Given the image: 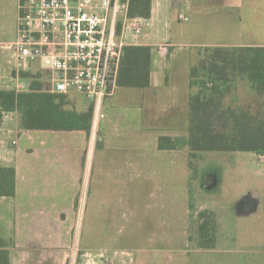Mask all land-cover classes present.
<instances>
[{
    "label": "crops",
    "instance_id": "obj_1",
    "mask_svg": "<svg viewBox=\"0 0 264 264\" xmlns=\"http://www.w3.org/2000/svg\"><path fill=\"white\" fill-rule=\"evenodd\" d=\"M19 1L14 0L17 25ZM180 6L197 21L172 37L164 31L174 24ZM137 18L142 20V34L135 43L130 30L120 32L127 46L151 48L149 86L126 88L116 83L113 96L101 106L105 118L97 127L91 115L74 123L77 130H24L18 113L4 116L0 167L15 169L16 194L0 197V239L10 235L16 213L28 221V233L34 236L45 219L81 214L90 237L130 235L133 248L124 254L129 257H108L113 264H223L222 258L211 257L222 250L219 242L196 246L187 238L176 245V234L190 232V150H161L159 140L188 138L190 70L201 62L204 50L264 47V0H151L150 17ZM195 34L197 42L191 41ZM180 35L184 46L202 49L197 62L192 51L174 49ZM3 60L0 90L28 92L32 75L51 87L54 74L40 64L18 70L13 56ZM26 73L30 76L23 77ZM63 97L73 105L76 118L92 107L81 95ZM83 201L86 207L80 211ZM115 203L122 211L108 209ZM39 245L32 236L25 247L33 250ZM112 247L104 250L113 252Z\"/></svg>",
    "mask_w": 264,
    "mask_h": 264
},
{
    "label": "rangeland",
    "instance_id": "obj_2",
    "mask_svg": "<svg viewBox=\"0 0 264 264\" xmlns=\"http://www.w3.org/2000/svg\"><path fill=\"white\" fill-rule=\"evenodd\" d=\"M181 14L187 16L189 21H179L178 16ZM194 21H197V16L192 17V12L181 6L176 7L174 24L165 29L164 33L173 37L183 27L194 25ZM16 29L14 0H0V65L3 59V62H8L12 56V52L4 46L15 39ZM191 41H199V35L195 34ZM176 42L174 49L180 52L192 51V60L197 62V55L202 49L184 46L186 41L181 39V35ZM238 82V88L232 90L229 100L237 97V105L247 106L254 100L249 84L241 78ZM43 87L45 92L51 94L49 85ZM59 102L65 111L71 113L73 105L70 106V101L62 97ZM189 203L190 232L176 234V245L187 238L194 240L196 246L219 242L222 250L217 252L218 256L212 254L211 257L222 258L220 260H224L223 264H247V261L249 264H264V156L237 152L199 153L192 157ZM116 204L110 205L108 209L122 211L118 206L115 207ZM129 205L132 209V204ZM85 207L83 201L79 202L77 208L83 211ZM86 221L81 214L72 218L64 214L58 219H45L34 236L28 233V221L25 218L19 219L16 213L15 217H11L10 235L5 241L0 239L8 255V263L5 257H0V264H113L111 260L107 261L108 257H129L124 254L133 248L132 240L128 238L130 235L90 237L86 231ZM47 227L55 228L49 230ZM32 236L40 242L33 250L25 247ZM110 244L113 252L107 253L104 248H109Z\"/></svg>",
    "mask_w": 264,
    "mask_h": 264
},
{
    "label": "trees",
    "instance_id": "obj_3",
    "mask_svg": "<svg viewBox=\"0 0 264 264\" xmlns=\"http://www.w3.org/2000/svg\"><path fill=\"white\" fill-rule=\"evenodd\" d=\"M122 1L129 2L130 18L150 17L151 0ZM203 55L201 62L190 70L189 136L185 140L161 137L160 149L188 147L190 158L199 153L247 152L264 156V47L209 48ZM150 68V47L126 46L118 86L139 89L149 86ZM31 78L34 80L28 92L0 90V125L5 115L15 112L24 130L71 131L77 130L74 123L91 117V111L79 118L65 111L59 102L65 95L45 92V84L37 76ZM240 78L248 82L254 98L242 107L237 105V97L229 100ZM82 128L89 131L86 126ZM15 194V169L0 167V197L11 198ZM4 247L0 241V257H5L8 263Z\"/></svg>",
    "mask_w": 264,
    "mask_h": 264
},
{
    "label": "built area",
    "instance_id": "obj_4",
    "mask_svg": "<svg viewBox=\"0 0 264 264\" xmlns=\"http://www.w3.org/2000/svg\"><path fill=\"white\" fill-rule=\"evenodd\" d=\"M128 12L122 0H20L16 37L4 48L18 70L38 63L53 72L52 94L88 99L97 127L105 118L101 106L116 89L127 46L123 30L133 33L134 43L142 34V20Z\"/></svg>",
    "mask_w": 264,
    "mask_h": 264
}]
</instances>
